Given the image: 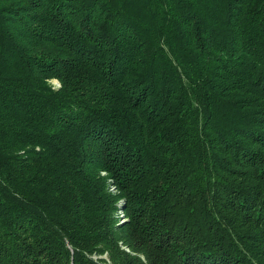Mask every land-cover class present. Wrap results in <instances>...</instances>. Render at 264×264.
I'll return each instance as SVG.
<instances>
[{
  "label": "trees",
  "instance_id": "1",
  "mask_svg": "<svg viewBox=\"0 0 264 264\" xmlns=\"http://www.w3.org/2000/svg\"><path fill=\"white\" fill-rule=\"evenodd\" d=\"M263 243L264 0H0V264Z\"/></svg>",
  "mask_w": 264,
  "mask_h": 264
},
{
  "label": "rangeland",
  "instance_id": "2",
  "mask_svg": "<svg viewBox=\"0 0 264 264\" xmlns=\"http://www.w3.org/2000/svg\"><path fill=\"white\" fill-rule=\"evenodd\" d=\"M49 83L54 88H58L61 85L60 81L56 78L50 79ZM101 174L107 175L105 171H102ZM107 183H108L109 190L112 194L120 195V192L112 184L111 178L107 179ZM125 204H126V202L124 199H120L116 202V210L114 213V222H115V225H117V226H120V225H122L128 221V217L125 215V210H124ZM262 245L263 246H261V247H264V243ZM121 247L123 250H125L127 252H131L130 248L127 245H122ZM260 253L264 257V250ZM91 257H93V259H95L97 262H98V259H104V262H102L100 264H112V262L109 258V254L107 252H104L102 254L92 253ZM141 258L144 260L143 256Z\"/></svg>",
  "mask_w": 264,
  "mask_h": 264
}]
</instances>
